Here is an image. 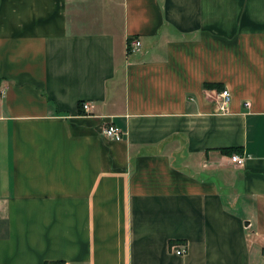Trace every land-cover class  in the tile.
<instances>
[{"label": "crops", "instance_id": "1", "mask_svg": "<svg viewBox=\"0 0 264 264\" xmlns=\"http://www.w3.org/2000/svg\"><path fill=\"white\" fill-rule=\"evenodd\" d=\"M56 263L264 264V0H0V264Z\"/></svg>", "mask_w": 264, "mask_h": 264}, {"label": "built area", "instance_id": "2", "mask_svg": "<svg viewBox=\"0 0 264 264\" xmlns=\"http://www.w3.org/2000/svg\"><path fill=\"white\" fill-rule=\"evenodd\" d=\"M142 50V44L139 40H132L130 42V51L133 52H140ZM231 101L232 96L229 90L225 89L219 94V104L220 110L223 113H228L231 108ZM94 105L90 101L82 102L83 112L85 114H90L92 112ZM101 134L104 138L111 140L113 142L122 141L125 137V133L121 130L117 125L113 123H106V125L102 128ZM231 162L237 167H244L246 164V158L240 154H233L231 156ZM184 250H178V254H182ZM65 264V263H61Z\"/></svg>", "mask_w": 264, "mask_h": 264}, {"label": "trees", "instance_id": "3", "mask_svg": "<svg viewBox=\"0 0 264 264\" xmlns=\"http://www.w3.org/2000/svg\"><path fill=\"white\" fill-rule=\"evenodd\" d=\"M131 42V40H130ZM211 87V86H209ZM224 155L227 156H232L233 154H242V149L240 148H227V149H222L220 150ZM173 243V242H172ZM56 264H61V263H56Z\"/></svg>", "mask_w": 264, "mask_h": 264}, {"label": "rangeland", "instance_id": "4", "mask_svg": "<svg viewBox=\"0 0 264 264\" xmlns=\"http://www.w3.org/2000/svg\"><path fill=\"white\" fill-rule=\"evenodd\" d=\"M129 48H130V43H129ZM80 110H83V108H82V103H80ZM118 127V126H117ZM121 129V128H120ZM122 130V129H121ZM125 138V137H124ZM109 141H111V140H109ZM111 142H113V141H111Z\"/></svg>", "mask_w": 264, "mask_h": 264}]
</instances>
